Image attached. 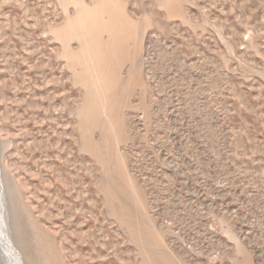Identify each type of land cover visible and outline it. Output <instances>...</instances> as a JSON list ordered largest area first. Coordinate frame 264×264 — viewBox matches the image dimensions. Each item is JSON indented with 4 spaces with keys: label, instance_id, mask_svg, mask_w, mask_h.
Listing matches in <instances>:
<instances>
[{
    "label": "rangeland",
    "instance_id": "374dc122",
    "mask_svg": "<svg viewBox=\"0 0 264 264\" xmlns=\"http://www.w3.org/2000/svg\"><path fill=\"white\" fill-rule=\"evenodd\" d=\"M0 167L26 264H264V0H0Z\"/></svg>",
    "mask_w": 264,
    "mask_h": 264
},
{
    "label": "bare ground",
    "instance_id": "6f19581e",
    "mask_svg": "<svg viewBox=\"0 0 264 264\" xmlns=\"http://www.w3.org/2000/svg\"><path fill=\"white\" fill-rule=\"evenodd\" d=\"M1 173L0 167V264H26L14 241Z\"/></svg>",
    "mask_w": 264,
    "mask_h": 264
}]
</instances>
